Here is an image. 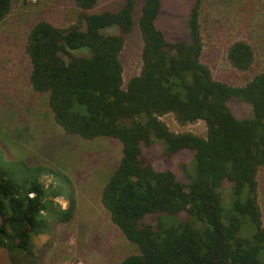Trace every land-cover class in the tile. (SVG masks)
I'll return each mask as SVG.
<instances>
[{
  "label": "trees",
  "instance_id": "trees-1",
  "mask_svg": "<svg viewBox=\"0 0 264 264\" xmlns=\"http://www.w3.org/2000/svg\"><path fill=\"white\" fill-rule=\"evenodd\" d=\"M12 1L0 0V22ZM71 2L77 10L71 23L38 20L27 32L28 79L33 91L48 93L54 121L66 134L121 143L100 196L110 221L136 245L118 264H264L256 179L264 166V70L243 85L215 79L201 60L202 0H191L187 40L174 42L155 25L161 0H141V66L124 83L120 53L134 26L136 0L101 12H92L96 0ZM113 25L119 33L102 32ZM77 49L82 53H73ZM226 59L248 70L253 47L237 39L227 46ZM237 99L250 104L249 117L233 115L229 104ZM168 113L179 125L204 121L205 134L170 130L160 119ZM153 141L166 156L192 154L191 170L183 167L185 180L156 168L143 153ZM43 175L53 181L46 183ZM225 184L231 190L227 208ZM74 194L72 180L58 167L10 157L0 146V247L11 264H37L32 236L72 219ZM58 196L66 198V207L54 200Z\"/></svg>",
  "mask_w": 264,
  "mask_h": 264
},
{
  "label": "rangeland",
  "instance_id": "rangeland-1",
  "mask_svg": "<svg viewBox=\"0 0 264 264\" xmlns=\"http://www.w3.org/2000/svg\"><path fill=\"white\" fill-rule=\"evenodd\" d=\"M125 1L96 0L92 12L117 11ZM140 6L141 0H136L134 26L125 35L120 53L124 83L138 74L141 66L142 42L137 28ZM190 7L191 0H161L155 25L169 42L187 40ZM76 13L71 0H13L10 13L0 22V146L10 157L58 167L73 182L76 209L72 219L55 222L51 233L32 236L33 248L38 253L37 264H118L135 251L136 245L128 243L110 221L100 196L117 167L121 143L111 137L85 139L66 134L54 121L48 93L33 91L28 79L30 63L24 44L30 27L38 20L66 26L75 19ZM200 25L201 60L210 67L215 79L243 85L264 70V0H202ZM119 31L116 25L102 29L105 34ZM237 39L247 41L254 50V63L245 71L235 69L226 59L227 46ZM82 51L77 49L73 53ZM237 100L229 104L233 115L238 119L249 117L250 104ZM160 119L172 131L205 134L202 120L179 125L171 113ZM143 153L156 168L171 169L180 180H185L184 166L191 170L189 151L166 156L161 143L153 141L149 147H143ZM42 179L46 183L53 181L51 175H43ZM256 179L257 201L264 225V166L259 167ZM221 193L222 203L227 208L231 200L228 184L222 187ZM54 200L62 207L67 205L63 196ZM0 264H11L7 250L1 247Z\"/></svg>",
  "mask_w": 264,
  "mask_h": 264
},
{
  "label": "crops",
  "instance_id": "crops-1",
  "mask_svg": "<svg viewBox=\"0 0 264 264\" xmlns=\"http://www.w3.org/2000/svg\"><path fill=\"white\" fill-rule=\"evenodd\" d=\"M127 241V240H126ZM129 243V242H128Z\"/></svg>",
  "mask_w": 264,
  "mask_h": 264
}]
</instances>
